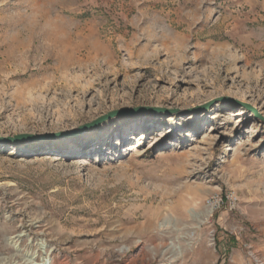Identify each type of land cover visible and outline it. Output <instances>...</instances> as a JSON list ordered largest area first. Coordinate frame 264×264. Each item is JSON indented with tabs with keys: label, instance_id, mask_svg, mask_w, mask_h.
<instances>
[{
	"label": "rangeland",
	"instance_id": "obj_1",
	"mask_svg": "<svg viewBox=\"0 0 264 264\" xmlns=\"http://www.w3.org/2000/svg\"><path fill=\"white\" fill-rule=\"evenodd\" d=\"M172 42L185 74L155 84ZM27 93L71 115L24 121ZM250 251L264 259V0H0V264Z\"/></svg>",
	"mask_w": 264,
	"mask_h": 264
},
{
	"label": "bare ground",
	"instance_id": "obj_2",
	"mask_svg": "<svg viewBox=\"0 0 264 264\" xmlns=\"http://www.w3.org/2000/svg\"><path fill=\"white\" fill-rule=\"evenodd\" d=\"M48 37V36H46ZM48 39V38H47ZM171 42V41H170ZM178 43V42H177ZM176 42H172V43H162V48H154L152 49V56H154L155 59H158V55L160 52H164L166 55V58L168 59V62L165 66L163 67H156L154 69H151V71L153 72L152 75L153 76H158V78H154V83L158 84L161 80H173L174 77H172V75L170 74L169 70H173L175 72V76L179 75V74H185V68L183 67V61L187 58L186 55L188 53L187 47L185 48V46H181V44L177 45ZM152 43L151 41H149L147 43L148 46H150ZM204 52H207V50H202ZM204 59V58H203ZM74 61H59L60 63V67L62 66H68L70 64H72ZM77 62V61H75ZM79 62V61H78ZM77 62V63H78ZM79 64V63H78ZM167 69V70H166ZM43 80H45L44 78L42 79H37L36 81H34L33 83H37L35 85H39L37 88L38 92H48L49 91V87L50 84H54V82H49L47 84H44L43 86H40L41 83L43 82ZM156 88L155 85H153V88ZM23 98H21V105H23L24 107L26 105L30 106L31 109L34 111V114L31 112V110L29 111L30 113H28L26 116H24V121L27 120H35L38 119L40 121H45L49 116L58 114L59 117L58 118H62V117H67L71 115V110H69L68 104H62L63 102H59V100H56V103L58 105L62 104V108L63 111L59 112L57 111H50L47 109V106L49 104H47V101L45 98H43L42 96H36V97H32L29 95V93H27ZM138 114H142V112H139ZM95 131L100 129V126H97L95 128H93ZM89 130H86L85 132H82L80 135L84 134V133H88ZM43 264H48L47 260H43Z\"/></svg>",
	"mask_w": 264,
	"mask_h": 264
},
{
	"label": "built area",
	"instance_id": "obj_3",
	"mask_svg": "<svg viewBox=\"0 0 264 264\" xmlns=\"http://www.w3.org/2000/svg\"><path fill=\"white\" fill-rule=\"evenodd\" d=\"M231 198V197H226ZM223 202V197L218 193H213L206 199V205L210 208H218L220 204ZM249 257L256 263V264H264V259L261 257H258L255 252L250 251Z\"/></svg>",
	"mask_w": 264,
	"mask_h": 264
},
{
	"label": "water",
	"instance_id": "obj_4",
	"mask_svg": "<svg viewBox=\"0 0 264 264\" xmlns=\"http://www.w3.org/2000/svg\"><path fill=\"white\" fill-rule=\"evenodd\" d=\"M248 107V106H247ZM112 114H115V112L114 113H110L109 115H112ZM105 116H103V117H101L100 119H98L96 122H98V121H100L102 118H104Z\"/></svg>",
	"mask_w": 264,
	"mask_h": 264
}]
</instances>
